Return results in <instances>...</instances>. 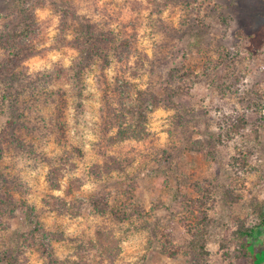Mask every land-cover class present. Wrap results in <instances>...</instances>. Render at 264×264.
I'll return each mask as SVG.
<instances>
[{
  "label": "clouds",
  "instance_id": "1",
  "mask_svg": "<svg viewBox=\"0 0 264 264\" xmlns=\"http://www.w3.org/2000/svg\"><path fill=\"white\" fill-rule=\"evenodd\" d=\"M219 4L0 0V264H237L264 44Z\"/></svg>",
  "mask_w": 264,
  "mask_h": 264
},
{
  "label": "rangeland",
  "instance_id": "2",
  "mask_svg": "<svg viewBox=\"0 0 264 264\" xmlns=\"http://www.w3.org/2000/svg\"><path fill=\"white\" fill-rule=\"evenodd\" d=\"M218 6L222 7L228 18H232L238 23L239 30L248 36L254 45L258 47L260 44H264V0H220ZM3 7H7V4L4 3ZM253 51L255 53V49ZM217 171L219 172V170ZM3 184L6 190L3 195L11 198V192L7 190L13 186L14 181L3 180ZM262 234L264 238V232ZM233 255L236 257L237 264H250L241 251L236 250Z\"/></svg>",
  "mask_w": 264,
  "mask_h": 264
},
{
  "label": "trees",
  "instance_id": "3",
  "mask_svg": "<svg viewBox=\"0 0 264 264\" xmlns=\"http://www.w3.org/2000/svg\"><path fill=\"white\" fill-rule=\"evenodd\" d=\"M86 30L89 32V39H91V25L85 26ZM110 39V37H105L103 35L96 37L97 42V50L99 44L106 43V40ZM92 52L90 50L89 56H91ZM8 71L7 65H5L3 68H0V72L6 73ZM169 157L166 156L165 159H168ZM0 179L8 182V177L3 176L0 174ZM6 200L11 201V198L8 196L6 197ZM99 204V201H97ZM261 216L264 217V210L261 211ZM264 232V220L262 222L245 228L243 224H241V228L239 229V235L242 238V243L240 244L239 248L237 250L241 251L247 258V260L250 262V264H264V238L263 233ZM194 259H196V254L194 253Z\"/></svg>",
  "mask_w": 264,
  "mask_h": 264
}]
</instances>
